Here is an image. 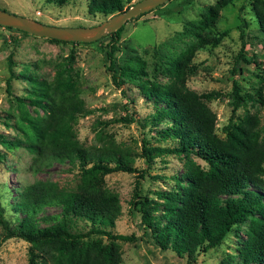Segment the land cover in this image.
<instances>
[{
	"label": "trees",
	"instance_id": "trees-1",
	"mask_svg": "<svg viewBox=\"0 0 264 264\" xmlns=\"http://www.w3.org/2000/svg\"><path fill=\"white\" fill-rule=\"evenodd\" d=\"M229 2L214 0L203 8L199 18L190 21L187 29L195 40L170 58L165 66L169 79L164 82L149 79L138 58L128 56L117 62L122 25L101 36L106 37L104 49L112 80L131 83L153 106L144 123L160 139H171L170 144L159 146L150 145L143 138L140 156L145 165L140 168L132 164L128 150L101 130L96 133L99 144L83 145L77 139L75 122L92 109L84 105L79 95L81 81L72 65L71 50L52 63L50 78L35 77L27 71V64L18 71L28 82L27 99L41 112L29 113L23 98L17 97L15 134L8 136L0 131L1 147L26 148L39 168L52 162L76 163L80 176L74 189L42 181L23 185L11 203L19 214L11 222L0 216L3 228L0 239L19 237L27 241L28 264L120 262L116 239H129L131 234L111 231L120 213V203L117 194L104 186V175L115 170L135 173L132 190L135 200L131 203L139 212L140 236L146 243L162 253L183 257L184 264H192L200 253L220 243L232 225L246 221L245 235L237 247L238 258L241 264H264V137L258 115L245 111L233 116L235 108L243 102L233 82L231 114L220 136L216 133L215 114L203 100L211 92L200 94L186 85L187 62L195 47L204 43L215 45L224 33L207 36L201 31L214 24L219 9ZM123 7V0L86 1L89 13L106 15ZM250 9L264 41V0H251ZM246 25L241 19L239 27ZM261 71L259 81L264 84V63ZM256 94L261 99L259 88ZM161 153H176L183 158L176 188L157 189L155 198L139 195L138 179L145 174L148 162ZM2 155L0 148V158ZM192 155L201 158L206 167ZM47 206L58 210L45 212ZM77 220L87 227L77 228ZM101 234L107 237L106 241Z\"/></svg>",
	"mask_w": 264,
	"mask_h": 264
},
{
	"label": "rangeland",
	"instance_id": "rangeland-1",
	"mask_svg": "<svg viewBox=\"0 0 264 264\" xmlns=\"http://www.w3.org/2000/svg\"><path fill=\"white\" fill-rule=\"evenodd\" d=\"M86 1L65 0L62 4H54L45 0H0V8L62 26H89L112 14L89 13ZM134 1L123 0V8ZM213 2L165 0L149 11L129 18L122 24L117 62L128 56L138 58L149 79L167 81L169 77L165 66L170 58L195 40L187 29L190 21L199 18L203 8ZM250 2L231 0L221 7L214 24L201 32L207 36L224 33L215 45L204 43L196 46L187 62L186 85L200 94L211 92L212 95L203 97V100L215 114L216 133L220 136L223 135L222 126L231 114L230 92L234 82L243 102L235 108L233 116L245 111L256 113L264 137V84L260 83L258 76L264 63V41L251 15ZM241 19L247 22L242 28L239 27ZM105 41L106 37L75 43L68 40L51 41L0 25V131L8 136L15 134L14 123L19 112L17 97L23 98L24 107L29 113L41 112L27 99L28 82L18 71L27 64V71L35 77L50 78L52 63L71 50L72 65L81 81L79 95L84 105L92 109L79 116L74 124L76 137L81 144H99L96 133L101 130L128 150L132 164L137 168L145 165L140 156L143 138L150 145L170 144L169 137L160 139L154 129L144 123L143 119L153 110L152 104L131 83L112 80L107 68ZM257 88L260 89L261 99L256 98ZM0 148L3 151L0 158V216L8 222L19 214L11 203L23 185L42 181L53 182L58 188L74 189L79 182L76 163L52 162L39 168L26 148L18 146L8 149L1 145ZM192 157L206 167L201 158ZM182 162V156L176 153L155 155L148 162L143 177L138 179L137 193L155 198L157 189L176 188L177 178L183 170ZM262 177L264 179V169ZM135 179L134 171L115 170L104 175V186L117 194L120 203V213L114 219L111 231L131 234L129 239H116L121 251L118 264H184L183 257L162 253L141 238L139 212L131 203L135 200L132 193ZM57 210L54 206L45 208V212L49 213ZM76 223L79 229L87 227L80 220ZM245 227L246 221L232 225L220 243L200 253L192 264H241L237 247L245 235ZM1 236L3 228L0 223ZM100 237L103 241L107 240L104 234ZM0 240L1 264H28L27 241L19 237Z\"/></svg>",
	"mask_w": 264,
	"mask_h": 264
},
{
	"label": "water",
	"instance_id": "water-1",
	"mask_svg": "<svg viewBox=\"0 0 264 264\" xmlns=\"http://www.w3.org/2000/svg\"><path fill=\"white\" fill-rule=\"evenodd\" d=\"M165 0H136L130 5L115 11L102 21L89 26H62L41 22L0 8V25L10 26L37 36L72 41H91L106 35L126 20L148 11Z\"/></svg>",
	"mask_w": 264,
	"mask_h": 264
}]
</instances>
